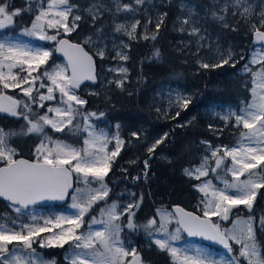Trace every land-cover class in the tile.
Wrapping results in <instances>:
<instances>
[{
    "label": "snow or ice",
    "instance_id": "1",
    "mask_svg": "<svg viewBox=\"0 0 264 264\" xmlns=\"http://www.w3.org/2000/svg\"><path fill=\"white\" fill-rule=\"evenodd\" d=\"M33 2L34 0H26L28 7L12 10L7 0H0V89H18L27 98L26 101L21 100L0 91V113L25 121L19 131L0 128V198L7 201L8 207L16 214L0 215V264H56L54 258L45 259L38 249H63L65 245H68L65 256L68 264H145L137 248L132 247L130 242L126 245L122 239L125 228L129 233L143 231L158 251L168 254L170 264H264V244L257 239L256 218L253 215L258 191L264 189V10L258 13L259 23L251 25L253 44L261 47L249 54L241 69L251 77V86L246 85L250 98L241 102L242 106L238 111L228 110L220 116L226 124L232 123L233 127L242 128L235 145L213 147L210 142L201 141L210 155L205 154L199 165L183 170L185 175L197 181L207 178L211 173L223 187H217L212 179H204L194 185L202 194L203 217L177 206L174 212L158 209V220L153 217L140 224L136 222L133 210L139 208L142 197L141 201L123 206L116 201L107 203L111 189L105 178L125 141L118 132L110 137L103 129H98L91 118L98 119L104 113L83 112L87 101L75 91L83 81L95 82L97 79L93 56L81 43L57 39L61 29L69 34L79 27L77 22L83 19L77 14L79 6L71 3V0H46V6L43 3L38 5V12L30 25L23 27L18 34L9 33L22 12H33ZM145 2L146 0H135L136 5H143ZM114 3L116 13L135 11L131 4L121 5L119 0H114ZM214 9L210 10L212 19L226 29L230 27L225 15L228 12L234 17L244 18L246 22L256 15L251 0H225L223 7L216 5ZM102 10L111 9L91 4L84 11L95 23L102 15ZM196 15L195 9L189 7L187 15L180 21L179 31H187L190 36H198L202 41L204 36L200 35L202 29L196 26ZM166 16L167 13L158 16L156 33L151 39H156ZM139 23L136 20L130 28L124 24H116L115 31L123 32L129 39H135ZM51 29H55L56 34H49ZM232 30L236 29L233 27ZM103 36V30L97 29V40L102 42ZM23 37L56 42L54 51L62 53L67 63L63 66L55 64L49 70L45 66L53 55V50L34 47L25 42ZM143 38L149 39L147 35ZM84 43L95 46L92 36L85 37ZM197 43L199 50V41ZM122 46L128 47L123 42ZM96 55L101 59L105 58V48L97 46ZM159 55L158 50L154 52V56ZM234 56L231 48L226 53L217 48V55L213 59L218 62L207 63L200 60L197 63L203 69H215L224 65L235 67L239 61ZM113 59L127 61L129 56L116 50ZM240 60H245V57L242 55ZM109 71L126 76L127 68L119 67ZM44 80L49 83L46 85ZM37 81H41L39 89L47 87L46 94L36 88ZM109 83L123 88L124 80L116 79ZM57 92V106H48L42 115L33 112L32 104H38L43 109V102L55 100ZM174 103L180 109H187L191 99L178 94ZM179 114L178 111L176 115ZM47 128L73 136L86 135H83L81 146L77 147L63 140L53 139L48 135ZM30 135H35L40 140L34 151L35 158L17 159L18 153L11 146V139ZM131 135L139 138L137 132H132ZM166 137L167 133L147 148L149 159ZM111 140L115 141L114 150L108 148ZM209 161H213L214 166ZM144 165V175L147 177L149 160L146 159ZM73 174L76 182L83 187L73 188ZM136 179L138 177H133V180ZM70 189L73 191L70 192ZM68 196L72 200L69 207L75 210L70 215L43 217L30 211V206L39 202L64 201ZM100 202H104V207L99 210L100 218L93 216L88 222L89 230L83 231L85 217ZM240 206L247 210V216L237 214ZM25 215L28 216L27 222L22 219ZM124 216L127 217L126 223L122 221ZM213 217L217 221H213ZM173 221L176 227L170 229L169 225ZM219 221L230 222L231 227H222ZM96 224L102 227L93 230L92 225ZM259 228L264 232V214L259 218ZM182 232L188 237H199L222 245L229 259H213L205 249L199 247L174 246V242L181 240ZM233 245L239 246L238 252L234 251Z\"/></svg>",
    "mask_w": 264,
    "mask_h": 264
},
{
    "label": "trees",
    "instance_id": "2",
    "mask_svg": "<svg viewBox=\"0 0 264 264\" xmlns=\"http://www.w3.org/2000/svg\"><path fill=\"white\" fill-rule=\"evenodd\" d=\"M125 1L128 2V0ZM161 1L160 6L167 16L164 25L156 34V39H151V36L156 33L154 19L151 23H149L150 20L146 21L144 26L141 21L136 29V38L126 39L128 45L126 54L129 59L124 61L127 67V79L123 88H118L115 83H108L104 86V92L99 90L94 94H86L79 91L81 97L87 101L83 106V112L95 111L97 114L103 112L104 116L97 119L100 126L113 128L119 125L116 131L125 143L105 178L111 189L108 201H116L123 206L130 202L141 201L142 197L139 208L133 210L135 220L140 224L149 218L156 217L158 209H170L172 205H181L186 209L201 213L203 210L202 194L194 188L198 181L185 175L183 170L198 165L201 158L208 153L206 145L201 141H208L213 147L230 146L236 142L237 135L242 128L233 127L232 123L226 124L219 116L226 114L228 110L238 111L242 106L241 102L250 98L246 88V85L251 86L247 74L237 71L230 65L215 69L199 67L197 56L201 53H209V49L202 47L200 50H195L193 37L187 31L181 32L176 27L174 18L178 13L174 9V2ZM251 1L255 5L253 7L256 15L246 22L244 18L234 17L231 12H228L225 15L230 27L226 29L219 22L214 21L210 15V10H215L216 5H224L225 0H189L198 13L199 25L204 26L211 35L218 38L214 40V45L227 40L229 44H232L234 51L240 49L245 53H247L251 39V25L259 23L258 13L264 10V0ZM7 2L12 10L28 7L26 0H7ZM72 2L79 6L78 14L83 19L77 22L79 27L67 35L68 38L80 42L78 30L90 34L93 38L96 37L97 29H102L106 35L113 34L109 17L111 11L103 12L100 18L93 23L91 17L84 11V2L80 0H72ZM34 15V10L31 13L22 12L9 32L18 33L30 24ZM233 27L235 31L232 30ZM61 35L63 34H59L57 38ZM145 35L149 39H144ZM84 46L95 56L99 74L101 63H107L110 60L106 57L101 59L91 47L86 44ZM54 49L53 46L50 47L53 55L48 63L50 60L58 59ZM157 50L160 53L159 57L154 56ZM223 51L226 53L225 50ZM234 53V59L238 61L236 58L239 53ZM205 62L212 63V60ZM100 82L101 80H98V83ZM165 84L176 86L186 97H190L191 103L187 109L161 107L157 88ZM9 94L19 98V95L13 91H9ZM178 111L179 116L176 115ZM24 124L25 121L22 118L0 113V128L6 131H19ZM49 132L52 136L67 142L74 144L81 142L82 135L73 136L69 133ZM132 132L139 133V138L133 137ZM165 133L167 137L157 146L153 156L149 159L147 148ZM38 142L35 135L17 136L10 141L11 146L17 150V156L30 159L35 158L34 151ZM146 159L149 160L147 177L144 175ZM131 161L135 163H130ZM133 177H138V179L133 180ZM132 193L135 195H131ZM44 208L47 210L63 209L64 206ZM5 213L11 216L16 215L8 207V202L0 199V215ZM237 214L248 215L243 206H240ZM262 214H264V189L258 191L253 212L256 218L257 239L264 244V232H261L259 228V218ZM126 218V216L122 217L124 223L127 221ZM212 219L217 221L214 217ZM219 222L222 227L229 223ZM128 237L131 242L127 241L141 253L145 264H170L168 254L158 251L143 231L128 232ZM233 247L237 252L238 246L233 245ZM60 250L61 248H45L42 251L38 249L45 257L55 258L56 264H68Z\"/></svg>",
    "mask_w": 264,
    "mask_h": 264
},
{
    "label": "rangeland",
    "instance_id": "3",
    "mask_svg": "<svg viewBox=\"0 0 264 264\" xmlns=\"http://www.w3.org/2000/svg\"><path fill=\"white\" fill-rule=\"evenodd\" d=\"M80 1L84 2V5H83L84 10L86 8H88L89 5H91V4L104 5V6H107L108 8L111 9L110 10L111 14L109 15V17H110L111 30L113 31V34L112 35L104 34V36L102 38V42L98 41L96 37L95 38L92 37L93 41H95V46L92 45V44H86L89 47H91V49L93 50V52L95 54H96L97 46L104 47L105 48V57L108 58L110 61H108L107 63H101V65H100L101 66V72L99 71V74L97 73L98 80H101L100 83H97V85H95V86H83L81 88V90H80L81 92L86 93V94H94V93L99 92V90L104 92V90H105L104 86H105V84H108L109 81H114L116 79H123L124 82H125L126 79H127V73H126V76H125L124 74H120L118 72L109 71V69H113V68H119V67L127 68L124 61H121L119 59H113V57H115V55H116V50H121V51L126 53V48H124L122 46V42H123V44H126V41H127L126 39L128 38V36L125 35L123 32L117 33L115 31V25L116 24H124L126 27L130 28V25L132 23H134L136 20H139L140 22L142 21V25L143 26L146 23V21H148V20L154 19L155 21H157L158 16L163 13L162 10H161L162 9L161 6H159V4L162 3V1L161 0L160 1L159 0H146V2L143 5H136L135 4V0H128V2H126L125 0H119L121 5H123V4H131L132 7L135 9V11H130V12L121 11L120 13H116V11H115L114 0H80ZM167 1L174 2V7H175L174 9L178 13V15L175 16L174 20L176 21V27L180 28V21L183 20L184 17L187 15L188 8L189 7H193V6L189 2V0H167ZM41 3H43L46 6V0H34V2L32 4V7H33V10H34L35 14H37L38 5L41 4ZM71 3H73L72 0H71ZM251 3H252L253 6H255L253 1H251ZM182 6H184V7H182ZM219 7H223V5H219ZM103 12H108V11L107 10H102V13ZM196 13H197V11H196ZM86 14L88 15L87 12H86ZM197 15H198V13H197ZM197 15H196L195 19L198 21ZM139 25H140V23H139ZM196 26H198V27H200L202 29L200 35L204 36V39L202 41H200L198 36H192L193 39H194L193 43L195 44V50H198V43H197L198 41H199V45H200L199 46V50L202 47L203 48L205 47L206 49H209V53H201L200 55L197 56L198 57V61L203 60V62H205V61H208V60H212V62H217V61H215L213 59V57H215L217 55V48H219L220 50L222 49L221 51L225 50L226 52H227V50L229 48H231L233 52H237V53L241 52L240 49H237L236 51H234L233 48H232V44H229V42L227 40L222 41L218 45H214V42H215L214 40H217L218 38L215 37L214 35H211V33L204 26H200L199 22L197 23ZM185 27H187V26H185ZM20 31L21 30H19V32ZM18 33H16V34H18ZM49 34H56V30L55 29L49 30ZM60 34H63L60 37H63V36L68 37L67 35H69L70 33L69 34H65L63 32V30L61 29L60 30ZM78 35H79L80 42L83 43V44H85L84 43L85 37L91 36L88 33H84L82 30H78ZM23 39H24L25 42L29 43L30 45H32L34 47H41V48H45V49H48V50H50L51 46L55 47V43H56L54 41H40V40H37V39H34V38H28V37H23ZM57 39H59V37ZM74 41H77V40H74ZM225 41H227V42H225ZM259 47H261V46L260 45H256V46H253V47H249L248 50H247V53H245V52L239 53L237 55V58H236L239 61V63L236 64L237 66H235V69L237 71H240L241 73H244V72L241 71V69H242L244 63L246 62L249 54L253 50H255V49L259 48ZM242 55L245 57V60H240V57ZM55 64H60L61 66H63V65H65V62H64V60L62 58H59L57 60H50V63H48L45 67L48 68L49 70H51V68ZM244 74H246V73H244ZM247 78L251 80V77L249 75L247 76ZM40 82L41 81H37V84H36V88L37 89H39V83ZM43 82L46 85L49 83L46 80H44ZM0 91H3L5 94H9V91L10 92L13 91L17 95H19L18 99L25 100V101L27 100V98L23 97L22 93L18 89L17 90L0 89ZM157 91H158L157 95L159 97V103L162 104L161 107L164 108V109H178V107L174 103L176 96L178 94H180V95H183V96L186 97V95L180 89H178L176 86H173L172 84L161 85V86H159L157 88ZM39 92L46 94L47 93V87H45L43 89H39ZM76 94L81 97V95L79 94V91H76ZM55 96H56L55 100L43 102L44 105H45V107L43 109L40 108L38 106V104H32L31 107L33 109V112L42 115L47 110L48 106H57L58 101H59V93L58 92L55 93ZM92 112H95V111H92ZM91 122L98 129H103L105 132H107L110 137L117 133V131H116L117 125H115L113 128H107L105 126H100L98 124L99 122L97 121V118H91ZM46 131H47L48 135H50V136H52V135H51V133L49 131L54 132L51 128H47ZM83 135H86V133L83 134ZM83 135L81 136L80 144H74L73 142H67V141H65V142L73 144L74 146L79 147L82 144ZM162 135H160V137H162ZM52 137H53V139H58L56 136H52ZM238 137H239V133L237 135V139H238ZM59 140H61V139H59ZM39 143H40V140H39V142L37 144H39ZM235 143L230 145V147L235 145ZM35 148H36V146H35ZM108 148L110 150H114V148H115V141L114 140H111V142L108 145ZM207 154L210 155V152H208ZM16 157H24V156H16ZM25 158H27V157H25ZM27 159H30V158H27ZM30 160H33V159H30ZM209 163H210L211 166H214V162L213 161H209ZM228 178L230 179V177H228ZM204 179H212L213 183L216 184L217 187H223V185L220 184L219 181L214 179L213 174H211V173H209V176L207 178H201V181L204 180ZM201 181H198L197 184L201 183ZM76 187H83V185L76 182V177H75V174H74V187L73 188H76ZM108 187H109V185H108ZM112 202L113 201H108L107 200L108 204H111ZM71 203H72L71 196H69V200H68V202H66L63 205L64 206L63 209H49V210H47L46 208H43V207L30 206V211H32L34 214H36L38 216H43V217H54L55 215H70V214H72L75 211L74 209H71L69 207V205ZM54 206H51V207H54ZM101 207H104V202H100L98 205L94 206V210H92L85 217V224L82 226V230L83 231L87 232L89 230L88 222L91 221L93 216L97 217L98 219L100 218L99 217V210H100ZM202 207H204V205H202ZM121 210H122V208H121ZM162 210H167L168 212H172L171 209L164 208ZM200 214L203 215V210L201 211ZM155 218L157 220L159 219V217H157V216ZM232 218L234 219L235 216H233ZM22 219L25 222H27L28 221V216L25 215V216L22 217ZM214 219L217 220L216 217H214ZM146 221H144V223ZM101 227H102V225H99V224L92 225V229L93 230L100 229ZM175 227H176V224L173 221V223L171 225H169V228L170 229H175ZM223 227H225V228L231 227V223L229 222L228 224L223 225ZM125 231H128V230L126 228L124 229V232H123V235H122V239H124L125 244L128 245L129 244L128 241L131 242V240L128 237V232H125ZM181 237L182 238H181L180 241L174 242V246H176V247H184L186 245H190V246H193V247H199V248L205 249L211 255V257L213 259H220L221 257H224L225 260L229 259V255H228L227 251L223 247H222V249H215L213 247H210V246L206 245L202 241L194 239V238H190V237L184 235L183 233H181ZM130 245L132 247H135L132 244H130ZM67 250H68V245H65V247L63 249L61 248V250H60V253H62V257L64 259H65V256L67 254ZM238 250H239V246L237 247V252H238ZM41 251H42V249H41ZM44 258L48 259V260L53 259V257H45V256H44ZM128 259H131V257H129Z\"/></svg>",
    "mask_w": 264,
    "mask_h": 264
},
{
    "label": "water",
    "instance_id": "4",
    "mask_svg": "<svg viewBox=\"0 0 264 264\" xmlns=\"http://www.w3.org/2000/svg\"><path fill=\"white\" fill-rule=\"evenodd\" d=\"M59 39H69V40H70L71 42H73V43H80V42L74 41V40H72V39H70V38H68V37H65V36L60 37ZM59 39H58V40H59ZM81 44H82V43H81ZM82 46L85 47L83 44H82ZM253 46H256V45L253 44V36H252V34H251V40H250V43H249V47H253ZM55 47H56V43H55ZM85 50L88 51L89 54L93 56V60H94V64H95V74H96V77H97L98 68H97L96 59H95L94 55H93L89 50H87L86 48H85ZM55 54H56V56H57L58 58H62V59L64 60L65 64L67 63V61L65 60V58H64V56H63L62 53L55 52ZM97 82H98V78L95 80V82H93V81H87V80H86V81H83L82 84H81V86H80L78 89H76V91L79 90L80 88H82V87L85 86V85L94 86V85L97 84ZM6 95H9V94H6ZM1 114H7V113H1ZM152 156H153V154L151 155V157H152ZM16 158H17V159H20V158L27 159V158H25V157H16ZM28 160H30V159H28ZM73 187H74V175H73ZM72 190H73V189H70L69 191L71 192ZM68 198H69V196L66 197V199H65L64 201H42V202H39L38 204L33 205V206L41 207V206L63 205V204H65V203L67 202ZM0 199L3 200L2 198H0ZM177 206L183 208L186 212H191V213H193L194 215H199V216L203 217V215H201L200 213H198V212H196V211H193V210H190V209H186V208H184V207L181 206V205H172V206L170 207L171 211L174 212V209H175ZM182 233H183V232H182ZM183 234L187 236L186 233H183ZM190 238H194V239L200 240V241H202L203 243H205L206 245H208V246H210V247H213V248H215V249H222V247H223L222 245L216 244V243L211 242V241L204 240V239L199 238V237H190Z\"/></svg>",
    "mask_w": 264,
    "mask_h": 264
},
{
    "label": "flooded vegetation",
    "instance_id": "5",
    "mask_svg": "<svg viewBox=\"0 0 264 264\" xmlns=\"http://www.w3.org/2000/svg\"><path fill=\"white\" fill-rule=\"evenodd\" d=\"M161 4V3H160ZM160 4H159V6H160ZM162 10V9H161ZM162 12H163V10H162ZM251 40V39H250ZM250 43V42H249ZM248 46H249V44H248ZM261 46V45H260Z\"/></svg>",
    "mask_w": 264,
    "mask_h": 264
}]
</instances>
